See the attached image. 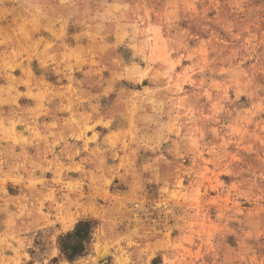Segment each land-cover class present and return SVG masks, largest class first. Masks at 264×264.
<instances>
[{
  "label": "rangeland",
  "instance_id": "374dc122",
  "mask_svg": "<svg viewBox=\"0 0 264 264\" xmlns=\"http://www.w3.org/2000/svg\"><path fill=\"white\" fill-rule=\"evenodd\" d=\"M0 264H264V0H0Z\"/></svg>",
  "mask_w": 264,
  "mask_h": 264
},
{
  "label": "trees",
  "instance_id": "16d2710c",
  "mask_svg": "<svg viewBox=\"0 0 264 264\" xmlns=\"http://www.w3.org/2000/svg\"><path fill=\"white\" fill-rule=\"evenodd\" d=\"M93 228V220H78L70 231L59 237L58 243L61 256L65 260L73 261L84 255L90 246Z\"/></svg>",
  "mask_w": 264,
  "mask_h": 264
}]
</instances>
